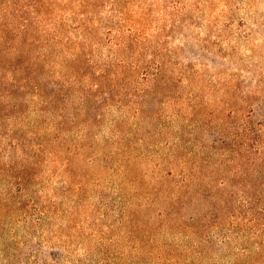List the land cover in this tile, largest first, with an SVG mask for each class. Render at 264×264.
<instances>
[{
	"label": "rangeland",
	"instance_id": "obj_1",
	"mask_svg": "<svg viewBox=\"0 0 264 264\" xmlns=\"http://www.w3.org/2000/svg\"><path fill=\"white\" fill-rule=\"evenodd\" d=\"M0 264H264V0H0Z\"/></svg>",
	"mask_w": 264,
	"mask_h": 264
},
{
	"label": "trees",
	"instance_id": "obj_2",
	"mask_svg": "<svg viewBox=\"0 0 264 264\" xmlns=\"http://www.w3.org/2000/svg\"><path fill=\"white\" fill-rule=\"evenodd\" d=\"M35 4H36V6H38L37 3H35ZM39 135H41V134H39ZM37 136H38V135H37ZM41 136H42V135H41ZM39 138H40V137H36L35 140H37V139H39ZM33 144H34V145H33L32 147L30 146L31 148H41V147H40L37 143H35L34 141H33Z\"/></svg>",
	"mask_w": 264,
	"mask_h": 264
}]
</instances>
